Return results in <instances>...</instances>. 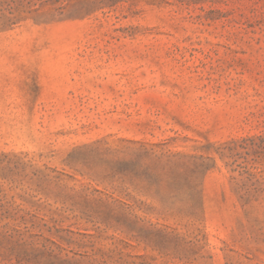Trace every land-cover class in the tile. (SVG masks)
<instances>
[{"label":"rangeland","instance_id":"rangeland-1","mask_svg":"<svg viewBox=\"0 0 264 264\" xmlns=\"http://www.w3.org/2000/svg\"><path fill=\"white\" fill-rule=\"evenodd\" d=\"M0 264H264V0H0Z\"/></svg>","mask_w":264,"mask_h":264}]
</instances>
